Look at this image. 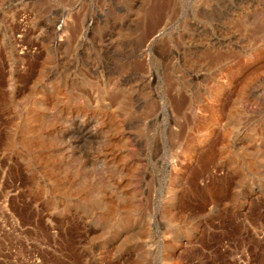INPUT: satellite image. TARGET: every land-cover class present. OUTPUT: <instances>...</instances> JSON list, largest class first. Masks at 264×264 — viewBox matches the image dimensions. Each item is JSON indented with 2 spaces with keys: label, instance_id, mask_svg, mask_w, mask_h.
<instances>
[{
  "label": "rangeland",
  "instance_id": "rangeland-1",
  "mask_svg": "<svg viewBox=\"0 0 264 264\" xmlns=\"http://www.w3.org/2000/svg\"><path fill=\"white\" fill-rule=\"evenodd\" d=\"M0 264H264V0H0Z\"/></svg>",
  "mask_w": 264,
  "mask_h": 264
}]
</instances>
